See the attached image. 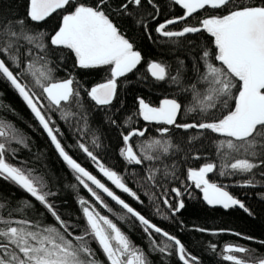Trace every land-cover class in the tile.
I'll use <instances>...</instances> for the list:
<instances>
[{
  "label": "snow or ice",
  "instance_id": "6c2138e0",
  "mask_svg": "<svg viewBox=\"0 0 264 264\" xmlns=\"http://www.w3.org/2000/svg\"><path fill=\"white\" fill-rule=\"evenodd\" d=\"M3 4L0 0V85L12 89L30 109L75 183L61 185L63 177L45 162L46 152L33 153L31 137L0 116V180L27 194L6 195L0 184V264H154L155 253L175 255L181 264H201L181 239L121 198L69 149L84 153L116 189L144 204L129 187L131 180L154 214L168 220L185 209L181 197L192 195L181 181L182 164L201 160L200 149L209 140L221 163L205 160L188 167L186 179L203 193L208 205L238 207L252 215L225 185L208 177L210 173L240 175L247 177L241 186L264 184V179H256L264 177V170L257 171L264 166V0H169L184 10L183 15H174L152 30L149 18L156 20L161 14L159 0H23L16 13L5 11ZM201 10L211 12L179 30L169 27ZM54 14L57 20L49 25ZM153 31L164 39L158 40ZM145 39L159 44L162 51L145 52ZM97 69L106 70V78L87 87L77 70ZM132 84L163 88L169 94L158 104L151 95H134L129 107L122 89ZM4 95L0 87V97ZM97 110L103 118L99 124L94 117ZM0 111L15 114L3 99ZM54 115L78 137L74 143L62 142L65 133ZM178 116L187 119L178 121ZM134 118L145 126L136 127ZM153 124L158 135H146ZM106 125L118 130L119 155L125 164L141 166L139 170L125 167L122 174L103 162ZM177 130L192 131L183 136ZM209 132L222 139L207 136ZM134 138L143 139L133 142ZM22 150L30 158L17 160ZM172 182L181 186L169 187ZM78 186L95 203L79 195ZM61 188L77 194L80 216L75 222L53 199ZM97 204L115 219L102 214ZM136 221L149 242L147 250L118 223L131 229ZM192 230L208 231L195 226ZM232 234L264 247V240ZM210 247L216 250L215 244ZM224 252L228 254L223 259L231 264H264V253L255 248L235 244ZM231 253L245 254L247 259Z\"/></svg>",
  "mask_w": 264,
  "mask_h": 264
},
{
  "label": "trees",
  "instance_id": "16d2710c",
  "mask_svg": "<svg viewBox=\"0 0 264 264\" xmlns=\"http://www.w3.org/2000/svg\"><path fill=\"white\" fill-rule=\"evenodd\" d=\"M23 0H4L3 8L5 11L10 10L12 13L21 11V4ZM161 7V14L157 17L156 20H151L149 18V23L151 25L150 30L154 29L158 23L164 22L166 19L172 18L174 15L179 16L183 15V9L176 5H170L169 0H159ZM211 10H201L195 14L193 17H189L186 21H183L175 26H169L174 30H179L184 23L195 24L198 23L200 18H203L205 15L210 14ZM195 17V19H194ZM57 18L55 14L52 18L49 19V25L55 23ZM153 36L158 40L164 38L158 37L157 34L153 31ZM191 38V37H189ZM205 38L206 34H205ZM145 52L157 54L162 51V48L159 44L152 43L145 39L142 42ZM151 58V57H149ZM80 78L85 83L87 87H90L96 83L103 82L107 76V72L104 69L93 70L88 73H84L80 70ZM60 75H65L64 72H61ZM134 79V78H133ZM3 88L5 95L0 97L3 99L4 103L11 106L15 114L12 111H0V116L6 117L8 120L14 122L27 136L31 137L29 141L32 144V152L45 151L48 159L45 161L58 175L62 176L63 179L60 182L61 185L65 183H75L74 177L71 172L67 169L66 165L58 157L54 147L51 145L46 133L39 127L38 122L34 119L33 114L30 112V109L27 108L23 100L9 87L6 85H0ZM138 94H144L145 96L151 95V99L154 103L158 104L159 100L163 99L165 95L169 93L165 92L163 88L152 89L147 85L137 87L135 84L129 85L127 89H122V98L124 99L127 106L131 107L133 103V96ZM130 114V113H128ZM95 123L99 124L102 121V114L99 110L94 113ZM54 120H57V123L61 127V130L65 133L64 141L65 143L72 144L75 142V137L71 130H69L63 121L58 119V116H53ZM137 119L138 122L135 125L136 127L145 126L146 122ZM185 117L178 116V121L186 120ZM189 122H191L189 120ZM31 125V127H29ZM157 125L149 126V133L146 135L157 136L155 129ZM128 129L125 128L124 131ZM104 143L107 145V148L103 150V162H105L109 167H112L114 170L121 172L125 167L129 171L135 167L137 170L141 166H130L126 165L123 159L119 155V147L122 146V141L118 135V130L115 127L105 126L104 129ZM180 135L187 136L191 133L192 130H189V133H183L181 130H177ZM207 136H210L214 139L222 137H216V134L206 133ZM138 139L143 138H134L133 142ZM205 147L200 149L202 153L201 160L197 161L194 159H189L187 163L182 164L180 170V177L183 185H187L188 191L192 195L187 193L181 197L185 200L186 207L180 213H177L175 217L168 220L161 219L160 216L154 214V209L152 205L148 203L147 197L140 192L136 185L128 180L129 187H132L133 190L138 192V195L145 201L144 204H139L131 197L125 193H121L119 189H116L102 174L99 173L98 169L91 163V161L86 157V155L79 150L69 149V153L73 155L78 162L82 163V166H85L89 171H92L93 174L97 175L98 178L105 182L107 186L112 188L121 198L125 199L126 202L130 203L134 208L141 211L142 214H145L146 217H149L153 223H156L163 230L168 231L170 234L177 236L183 243L186 244L189 252L192 255H195L199 258L201 264H231V262L225 261L223 255H225L224 249L229 245L240 244L246 247L258 249L260 253H264V247L255 241H248L238 237L232 233H242L244 236L255 237L256 241L264 240V199H261V196L264 195V184L257 183L255 187L250 186H241L243 180L247 177L245 176H227L220 177L217 173H210L209 179L217 182L218 184L225 185V190L229 191L231 195L240 199L246 204L252 211V215L245 213L243 210L238 207L233 209H223L221 206H210L206 201L203 200L202 192L195 188L194 184L191 181L186 179L187 168L188 167H198L205 162V160H210L217 165L221 163L219 157L215 154V146L209 141L205 140ZM196 154L195 152L192 153ZM30 158V153L27 150H22L17 153V160H24ZM183 159V157H181ZM17 160H14L13 163H16ZM32 166V165H29ZM264 170V166L257 171ZM257 181L264 179V177L257 176ZM0 184L4 185L6 195H11L15 193V197H24L27 196L26 193L17 189L15 186L9 185L6 181L0 180ZM169 187L181 186L179 182H172L168 185ZM80 191L79 195L84 196L86 199L92 200L95 203L94 199L90 196L86 189H83L82 186H78ZM104 196L103 193H101ZM107 202L116 210L120 211L118 205H115L114 201H111L110 198L104 196ZM60 205L61 210L65 211L66 214L72 216L73 222L76 221L77 217L80 216L78 212V205L76 204L77 194L71 188H61L60 194L58 197L53 198ZM66 202V203H65ZM97 208L101 211L102 214L109 215L110 218L115 219L110 213L105 209L100 208L97 204ZM161 208L167 213L168 210L164 208V205L161 203ZM170 215V213H168ZM134 220V218H132ZM51 221V218L49 217ZM182 222V223H181ZM80 223L83 224V220L80 219ZM120 226L128 232L131 239L135 242L136 245L142 246L147 250L148 240L146 235L142 231V226L139 225V222H135V227L131 229L126 223L118 222ZM205 228L208 229L206 232L193 231V227ZM219 230H230L220 232ZM219 233V234H215ZM159 239V238H158ZM215 244L216 250L213 251L210 245ZM93 247H96L93 244ZM98 254L103 258V254L100 253L97 248ZM239 255V254H238ZM243 259H247L245 254L239 255ZM151 259L154 261V264H181L178 261V258L175 255L167 256L160 253L152 254Z\"/></svg>",
  "mask_w": 264,
  "mask_h": 264
},
{
  "label": "rangeland",
  "instance_id": "374dc122",
  "mask_svg": "<svg viewBox=\"0 0 264 264\" xmlns=\"http://www.w3.org/2000/svg\"><path fill=\"white\" fill-rule=\"evenodd\" d=\"M110 182V181H109ZM111 183V182H110ZM114 186V185H113ZM115 187V186H114ZM203 194V193H202ZM225 254H228V253H225ZM231 254H233V255H235V256H237L238 258H242V257H239V255H241L242 253H231ZM239 254V255H238Z\"/></svg>",
  "mask_w": 264,
  "mask_h": 264
}]
</instances>
